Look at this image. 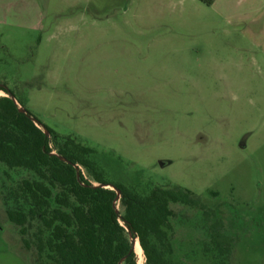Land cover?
Here are the masks:
<instances>
[{"label":"rangeland","instance_id":"rangeland-1","mask_svg":"<svg viewBox=\"0 0 264 264\" xmlns=\"http://www.w3.org/2000/svg\"><path fill=\"white\" fill-rule=\"evenodd\" d=\"M0 87L110 179L198 195L175 259L221 226L227 264H264V0H0ZM33 258L0 207V264Z\"/></svg>","mask_w":264,"mask_h":264},{"label":"trees","instance_id":"trees-1","mask_svg":"<svg viewBox=\"0 0 264 264\" xmlns=\"http://www.w3.org/2000/svg\"><path fill=\"white\" fill-rule=\"evenodd\" d=\"M0 90V207L36 264H137L130 235L144 264H189L174 258V231L184 216L179 207L207 213L198 195L179 185L140 189L110 179L91 147L21 112L11 92ZM220 229L203 243L210 264H227Z\"/></svg>","mask_w":264,"mask_h":264},{"label":"bare ground","instance_id":"bare-ground-1","mask_svg":"<svg viewBox=\"0 0 264 264\" xmlns=\"http://www.w3.org/2000/svg\"><path fill=\"white\" fill-rule=\"evenodd\" d=\"M133 250L136 254V263L137 264H144V260L142 258L143 252H142V249L139 245L138 240H135V246L133 247Z\"/></svg>","mask_w":264,"mask_h":264},{"label":"water","instance_id":"water-1","mask_svg":"<svg viewBox=\"0 0 264 264\" xmlns=\"http://www.w3.org/2000/svg\"><path fill=\"white\" fill-rule=\"evenodd\" d=\"M10 97H11V98L15 101V103L17 104V102H16L14 96H13V95H10ZM18 109H19L21 112L26 113V110H25L23 107H18ZM33 120H34V122H36L35 119H33ZM44 133H45L46 135H48V131H47L46 129H44ZM105 187H111V189L115 190V188H114L113 186L109 185V184H106ZM115 191L117 192V195H119V191H118V190H115ZM135 240H137V238H135V237L131 239L132 249H133V247L135 246Z\"/></svg>","mask_w":264,"mask_h":264}]
</instances>
